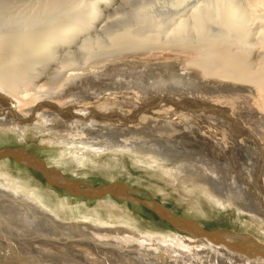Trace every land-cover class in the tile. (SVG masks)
I'll list each match as a JSON object with an SVG mask.
<instances>
[{
    "label": "bare ground",
    "instance_id": "6f19581e",
    "mask_svg": "<svg viewBox=\"0 0 264 264\" xmlns=\"http://www.w3.org/2000/svg\"><path fill=\"white\" fill-rule=\"evenodd\" d=\"M117 66L126 71L106 82ZM186 102L208 105L213 116ZM1 132L42 134L63 154L85 148L93 160L126 154L163 170L193 208L204 209L203 199L235 208L263 234L264 0H0ZM13 155L0 161L42 167ZM68 158V166L86 162ZM1 172L0 264H53L58 254L87 264H264L193 231L154 200L147 204L160 221L183 234L116 223L124 216L111 194L88 197L108 222L64 224L34 184ZM112 196L130 197L121 188ZM67 235L90 238L92 248Z\"/></svg>",
    "mask_w": 264,
    "mask_h": 264
},
{
    "label": "rangeland",
    "instance_id": "374dc122",
    "mask_svg": "<svg viewBox=\"0 0 264 264\" xmlns=\"http://www.w3.org/2000/svg\"><path fill=\"white\" fill-rule=\"evenodd\" d=\"M164 53L162 54L164 55ZM169 56L170 55L166 52L165 57L167 58ZM121 71H126L124 66H117L113 72L107 71V75L105 77V79H107L106 82L111 79L112 76H122L123 74L120 73ZM194 80H196L195 77L193 78V81ZM207 88L218 89L213 84L207 85ZM184 90L188 91L189 89ZM194 90L197 91V89ZM186 103L190 105L189 109L199 108L204 114L213 116V112L208 107V105L201 106L197 104H190L188 102ZM222 111H224V109H222ZM12 134L13 135L9 133V135H5L2 132L0 133V149L9 147L26 148L30 154L36 155L37 157L46 160L48 167L60 170L66 177L71 179H80L86 181L87 183L89 182L94 186H103L105 184L121 181L129 186L127 193L131 198H139L144 201L154 200L158 203H161L164 207H167L176 215L198 221L202 227L211 231L221 229L225 231H232L237 235L251 234V236L255 239L264 242V233L260 234L259 232V229H261L263 226L261 224H251L253 223V218L250 215L248 216L246 213H239V211H236L235 208L228 207L227 209H223L213 202L211 205L204 199L201 200L203 201L202 203L204 204V209L193 208V206L187 202L188 200L186 201L184 198L179 197L177 194V188L167 182L166 178L162 176L163 170L161 169L155 167L138 166L139 164H132L129 157L122 153H118L116 157L104 155L103 159L96 158L94 159L95 161L89 156V154L86 155L80 153L86 151L85 148L75 149L71 152L65 151L66 154L65 152L63 154V150L58 146V144L55 145L53 143H49V141L45 139L46 137L42 134L34 135L30 132H26L24 136H17L15 133ZM72 156H76L80 159L83 158L86 160V162L79 168L75 167L74 164L69 165L72 167L71 168L66 163L69 161L68 157ZM0 162L2 164H0V172L2 171L1 173L4 175L8 174V171H10L9 173L13 174L12 176H9V178L11 177L14 180L16 178L19 179L20 177L19 180L22 179L21 182L25 183V186H31L34 184L33 186L29 187L34 192H36L39 199L40 196L41 199L43 198L44 202H46V205L51 204L49 208H51L56 214L59 215L61 213L59 216L63 217L60 219L62 223L72 226L74 222H78L76 224L79 225L82 224V220H86L82 218H87L88 220L90 219V222H95L97 219L101 220L102 222H108V218L106 219L107 215H105V211L107 210L101 209V206L99 207L95 203V199H87L85 197H78L74 195L72 196L60 187H53V185H50L46 182L45 177L43 178V175H41L38 171L32 170L30 167L23 166L12 158L10 160L2 159ZM7 162H11L10 165H8ZM30 172L34 174L33 178ZM51 188L53 191H56L53 192ZM105 197L109 196L106 195ZM110 197L121 202V205L116 210L118 216L126 217H122L123 219H121V221L114 220L116 223H129L135 227L137 226L141 230H147L146 232L153 230L149 232L153 234L160 232L165 235H172L175 232H181L180 230L175 229L168 224L165 225V222L162 220L160 221L156 213L148 209L142 203H138L136 201L132 202L127 198L118 200L112 195ZM63 206H65L66 209ZM58 210L60 213H58ZM97 210L101 211L106 217L103 218L101 215L94 214V211ZM171 227L173 230L169 231ZM71 232L77 233L75 230ZM67 238L69 241H71V243L77 241L81 242V246L92 248L90 245L92 240L90 238V241L88 240L89 242L86 241L87 239H82L75 235H67ZM2 240L6 241L5 238ZM52 247L59 249L57 245H52ZM71 247L73 249H77L79 246L74 245ZM60 249L62 250L63 248ZM2 252L5 253V250ZM63 256L65 255L58 254V256H52L50 257V262L53 264H87V262L81 259L76 258L74 260ZM118 261H120V263L123 262V264L126 263L122 259H118ZM144 264L147 263L145 262Z\"/></svg>",
    "mask_w": 264,
    "mask_h": 264
},
{
    "label": "water",
    "instance_id": "95a60500",
    "mask_svg": "<svg viewBox=\"0 0 264 264\" xmlns=\"http://www.w3.org/2000/svg\"><path fill=\"white\" fill-rule=\"evenodd\" d=\"M3 151H8L7 154H3L2 156L0 155L1 158H10V157H15L13 153L15 151L21 152L23 155H27L31 160H36L41 164V168H35L32 167L33 170L35 171H40L44 173V175L47 177V180L49 183L55 186H59L62 189H65L66 192H68L70 195H77V196H82V197H93V198H100L104 195H114L116 193V189H129V186L126 183H123L121 181L119 182H113L109 184H105L103 186H94L90 184L89 182L87 183L86 181L80 180V179H75V178H69L64 175L63 172H61L58 169H52L48 168L44 165V161L42 158L37 157L36 155L30 154L27 149L22 148V147H15V148H4L0 149V154L3 153ZM17 159V158H16ZM52 173L54 176L58 177V180L56 181L55 179H51L49 174ZM49 175V176H48ZM132 202H138L142 203L144 206H146L148 209L151 208L148 206L147 202L139 198H127ZM152 209V208H151ZM155 213L158 215V211L155 209H152ZM166 213H168L171 217H176L178 221L184 222L185 224H188V228L193 229V231H200L205 237H207L209 240L212 242L216 243H223L225 246H228L230 248H233L244 255L246 254L249 257H264V242L262 241H257L254 237L251 235L247 234H235L232 231H225V230H208L204 227H202L198 221H195L193 219H188L185 217H180L176 215L175 213L171 212L168 208L164 210ZM171 212V213H170ZM175 214V215H173ZM162 217V215H161ZM175 218V219H176Z\"/></svg>",
    "mask_w": 264,
    "mask_h": 264
}]
</instances>
